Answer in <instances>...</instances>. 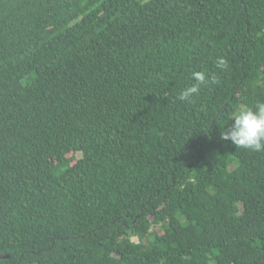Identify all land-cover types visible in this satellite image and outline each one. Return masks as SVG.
<instances>
[{
	"label": "trees",
	"instance_id": "1",
	"mask_svg": "<svg viewBox=\"0 0 264 264\" xmlns=\"http://www.w3.org/2000/svg\"><path fill=\"white\" fill-rule=\"evenodd\" d=\"M258 103L264 0H0V264H264Z\"/></svg>",
	"mask_w": 264,
	"mask_h": 264
},
{
	"label": "clouds",
	"instance_id": "2",
	"mask_svg": "<svg viewBox=\"0 0 264 264\" xmlns=\"http://www.w3.org/2000/svg\"><path fill=\"white\" fill-rule=\"evenodd\" d=\"M216 67L223 70L227 67V61L223 57L218 58ZM191 79L194 83L181 90L177 97L181 102H191L199 95L201 85L216 82L214 76L208 77L203 71H193ZM221 139L231 141L237 148L264 151V103H258L254 109L248 108L234 113L231 126L221 131Z\"/></svg>",
	"mask_w": 264,
	"mask_h": 264
},
{
	"label": "water",
	"instance_id": "3",
	"mask_svg": "<svg viewBox=\"0 0 264 264\" xmlns=\"http://www.w3.org/2000/svg\"><path fill=\"white\" fill-rule=\"evenodd\" d=\"M10 257V255H6V254H0V259H4V258H9Z\"/></svg>",
	"mask_w": 264,
	"mask_h": 264
},
{
	"label": "rangeland",
	"instance_id": "4",
	"mask_svg": "<svg viewBox=\"0 0 264 264\" xmlns=\"http://www.w3.org/2000/svg\"><path fill=\"white\" fill-rule=\"evenodd\" d=\"M74 157H76L78 159V158L81 157V154L77 153V154L74 155ZM74 162H75V160H74Z\"/></svg>",
	"mask_w": 264,
	"mask_h": 264
}]
</instances>
